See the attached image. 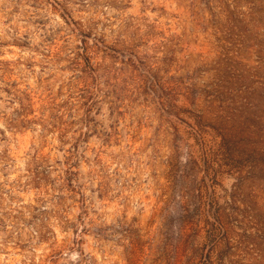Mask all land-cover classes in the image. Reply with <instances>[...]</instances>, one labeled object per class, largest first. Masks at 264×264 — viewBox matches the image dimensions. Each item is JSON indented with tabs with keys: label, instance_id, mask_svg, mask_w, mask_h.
<instances>
[{
	"label": "clouds",
	"instance_id": "obj_1",
	"mask_svg": "<svg viewBox=\"0 0 264 264\" xmlns=\"http://www.w3.org/2000/svg\"><path fill=\"white\" fill-rule=\"evenodd\" d=\"M0 264H264V0H0Z\"/></svg>",
	"mask_w": 264,
	"mask_h": 264
}]
</instances>
